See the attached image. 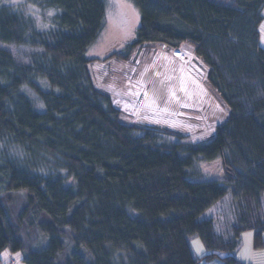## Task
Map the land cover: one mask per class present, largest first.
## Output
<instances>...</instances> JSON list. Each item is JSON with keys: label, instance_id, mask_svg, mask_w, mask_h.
I'll use <instances>...</instances> for the list:
<instances>
[{"label": "trees", "instance_id": "16d2710c", "mask_svg": "<svg viewBox=\"0 0 264 264\" xmlns=\"http://www.w3.org/2000/svg\"><path fill=\"white\" fill-rule=\"evenodd\" d=\"M24 1L52 14L42 28L0 0V145L24 153L0 154V263L9 249L26 264H241L247 231L263 248L264 0H127L141 24L124 58L189 45L228 109L198 143L124 123L96 85L104 0ZM212 164L220 177H204Z\"/></svg>", "mask_w": 264, "mask_h": 264}, {"label": "rangeland", "instance_id": "374dc122", "mask_svg": "<svg viewBox=\"0 0 264 264\" xmlns=\"http://www.w3.org/2000/svg\"><path fill=\"white\" fill-rule=\"evenodd\" d=\"M6 1L26 11L42 28L52 14L24 0ZM104 2L105 27L86 57L92 59L89 67L96 85L113 98L122 112V121L159 131L165 143L177 140L166 132L182 133L194 143L212 138L215 127L227 118L228 109L207 82V69L201 58L189 45L177 50H168L163 45H145L124 58L129 54L130 43L136 39L140 12L127 0ZM260 45L264 47V21L260 25ZM1 153L17 159L24 157L19 147L10 144H1ZM202 168L204 177H220L215 164ZM227 203L228 198L206 212L203 218L221 220L220 213L227 209ZM190 244L198 258L206 252L198 235L190 238ZM0 264L26 263L21 252L6 249L1 254Z\"/></svg>", "mask_w": 264, "mask_h": 264}, {"label": "crops", "instance_id": "0c3cea01", "mask_svg": "<svg viewBox=\"0 0 264 264\" xmlns=\"http://www.w3.org/2000/svg\"><path fill=\"white\" fill-rule=\"evenodd\" d=\"M236 258L241 264H264V247L255 248L252 232L247 231L242 235V244Z\"/></svg>", "mask_w": 264, "mask_h": 264}, {"label": "snow or ice", "instance_id": "6c2138e0", "mask_svg": "<svg viewBox=\"0 0 264 264\" xmlns=\"http://www.w3.org/2000/svg\"><path fill=\"white\" fill-rule=\"evenodd\" d=\"M51 14V13H50Z\"/></svg>", "mask_w": 264, "mask_h": 264}]
</instances>
